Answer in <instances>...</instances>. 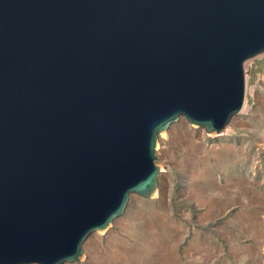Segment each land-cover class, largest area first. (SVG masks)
I'll use <instances>...</instances> for the list:
<instances>
[{"label":"water","instance_id":"1","mask_svg":"<svg viewBox=\"0 0 264 264\" xmlns=\"http://www.w3.org/2000/svg\"><path fill=\"white\" fill-rule=\"evenodd\" d=\"M264 53V0H0V264L79 262L150 199L158 135L219 134Z\"/></svg>","mask_w":264,"mask_h":264},{"label":"rangeland","instance_id":"2","mask_svg":"<svg viewBox=\"0 0 264 264\" xmlns=\"http://www.w3.org/2000/svg\"><path fill=\"white\" fill-rule=\"evenodd\" d=\"M244 71L245 113L222 135L172 125L157 147L164 200L130 195L113 237H88L87 264H264V53Z\"/></svg>","mask_w":264,"mask_h":264},{"label":"bare ground","instance_id":"3","mask_svg":"<svg viewBox=\"0 0 264 264\" xmlns=\"http://www.w3.org/2000/svg\"><path fill=\"white\" fill-rule=\"evenodd\" d=\"M245 72V71H244ZM244 79H245V73H244ZM245 99L243 100V103H242V107H241V109H240V111L236 114V115H239V114H243V113H245V111L247 110V108L245 107ZM235 115V116H236ZM233 117V116H232ZM232 117L230 118V120H229V123H228V126L221 132V133H223L228 127H229V125H230V123H231V120H232ZM184 121L183 120V118H179V120L176 122V123H178V122H180V121ZM176 123H173V124H171L164 132H162L161 134H159L158 135V141H157V145H156V157H157V159L159 160V158H158V155H157V147H158V144L159 145H161V144H166L165 142H166V138H169L170 136H171V132L169 131V129H170V127L172 126V125H174V124H176ZM230 129V128H229ZM228 130V129H227ZM166 132V134H163V133H165ZM221 133H219V134H221ZM219 134H211V135H219ZM162 135V136H161ZM222 135V134H221ZM161 136V137H160ZM195 137V136H194ZM226 137V136H225ZM170 139V138H169ZM221 139V138H220ZM225 139V138H224ZM168 140V139H167ZM197 140H198V138H197ZM218 141H221V140H218ZM163 146V145H162ZM218 150V149H217ZM220 150V149H219ZM226 153H228V152H226ZM213 154V153H212ZM228 155H229V153H228ZM214 156H216V155H214ZM225 157H227V156H225ZM202 160H201V162H202V164L204 165V158H201ZM160 161V160H159ZM232 162H234V161H232ZM231 162V163H232ZM198 163V162H197ZM162 166H161V162H160V173H159V176H158V179L160 178V175H161V170H162ZM196 174H198V173H196ZM208 168H203V170H202V172L199 174V175H197L196 176V179L198 178H200L202 181H208ZM190 178V177H189ZM158 186H159V184L157 183V186H156V189H155V191H154V193L152 194V196L151 197H153L154 196V194H155V196H154V198H156L157 196H159V201L161 202V201H163L164 200V193H163V191H162V189H160V188H158ZM190 186L191 187H193V177H191V184H190ZM192 191V190H191ZM130 197V196H129ZM128 204H129V198H128V202H127V204H126V206H125V208H124V211H123V213H122V215H124V213H125V211H126V209H127V206H128ZM155 205V204H154ZM122 215H120L118 218H120ZM118 218H116V219H114L113 221H112V223H111V225L108 227V228H106L105 230H103V231H101V232H99V233H101L100 234V236H102V235H106V238L107 239H111L112 237H113V235H114V232H115V230H114V226L112 227V225H114L113 223L115 222V220H117ZM239 226V225H238ZM136 228V227H135ZM105 231V232H104ZM97 234V233H96ZM93 235V234H92ZM91 235H89L88 237H90ZM88 237L84 240V242H83V244H82V248H83V246H84V244H85V242L87 241V239H88ZM102 238V237H101ZM92 245H93V242H89V244H87V247L89 248V249H91V247H92ZM83 251V250H82ZM83 257H84V263L83 264H87V263H89V261H90V259H91V255L89 256L88 254H86V253H84V251H83V255H82V257H81V259H80V261H79V263L82 261V259H83Z\"/></svg>","mask_w":264,"mask_h":264}]
</instances>
